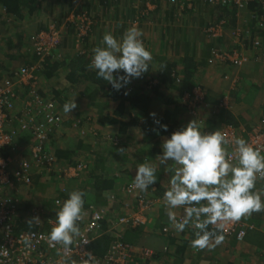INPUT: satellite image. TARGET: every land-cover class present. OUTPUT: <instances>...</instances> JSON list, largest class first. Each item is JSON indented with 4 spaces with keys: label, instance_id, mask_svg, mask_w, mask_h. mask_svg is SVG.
<instances>
[{
    "label": "crops",
    "instance_id": "0c3cea01",
    "mask_svg": "<svg viewBox=\"0 0 264 264\" xmlns=\"http://www.w3.org/2000/svg\"><path fill=\"white\" fill-rule=\"evenodd\" d=\"M246 8L211 5L205 0H35L32 15H25L21 23L29 35L48 27L60 31V47L54 51L61 56L55 64L60 66L47 64L51 70L46 68L39 75L38 89L46 98L55 99L62 124L46 144L47 154L55 160L54 170L36 174L38 185L27 189L15 184L8 189L13 193L5 190L3 194H13L18 202L29 201L21 213L37 232L49 235L56 226L49 210L54 208V199L65 201L74 190L84 193L83 210L87 205L104 212L106 229L110 221L139 210L124 188L133 183L135 167L146 163L155 167L157 176V183L142 194L145 202H151L143 212L146 224L136 231L119 230L123 242L153 252L151 259L140 264H264V211L244 218L243 240L226 236L211 250L191 246L195 238L191 226L177 233L168 221L164 201L173 175L168 169L176 166L172 162L160 165L158 158L164 140L193 119L202 124V132L231 127L244 140L260 127L264 120V28L258 30L256 25L264 23V2ZM133 26L142 31L141 39L153 61L148 72L121 89L123 98L108 93L111 85L103 80L100 84L72 83L57 91L62 72L89 67L92 49L100 46L105 33L119 39ZM213 52L223 57L213 58ZM240 57L245 58L242 64L232 62ZM195 96L202 98L201 103ZM73 97L77 107L66 114L63 105ZM153 112L156 119L168 117L172 131L156 130L150 117ZM25 145L15 147L20 151L18 159L28 156ZM76 165L81 166L79 170ZM66 166L75 171L64 176ZM260 182L253 190L264 193V182ZM38 209L42 213L46 209L49 217L35 216L33 210ZM173 211L182 217L183 208ZM88 218L84 213V219ZM163 228L168 231L164 233ZM104 236L108 238L101 240L104 252L93 255L102 257L115 239L109 232L95 242Z\"/></svg>",
    "mask_w": 264,
    "mask_h": 264
},
{
    "label": "clouds",
    "instance_id": "9594fccd",
    "mask_svg": "<svg viewBox=\"0 0 264 264\" xmlns=\"http://www.w3.org/2000/svg\"><path fill=\"white\" fill-rule=\"evenodd\" d=\"M142 35L136 26L128 28L119 39L105 33L100 46L92 49L89 68L95 70L96 76L108 82L115 91L126 88L131 80L148 72L153 61L152 53L141 39ZM76 107L73 97L63 105V111L69 114ZM150 117L161 130H168L167 125L156 119V113H150ZM201 128L202 124L193 119L171 133L164 140L162 154L158 158L160 165L167 166L172 162L176 166L168 169L173 175L164 192L168 221L177 233L191 226L196 230L191 246L197 250H211L223 242L224 236L219 233L224 224L264 211V200L261 199L264 193L253 191L257 179H264V155L259 148L238 137L233 139L235 149L229 155L230 142L224 134L220 131L205 133ZM156 183L154 166L141 163L135 167V189L143 193ZM83 197L82 191L70 192L55 213L56 226L51 229L48 239L53 244H60L66 252L74 239L80 236L78 221L82 216ZM177 208H183L180 219L173 211ZM240 223H244L242 219ZM209 225H215V230H208ZM95 240L88 246L90 252ZM89 262L95 264L91 254L85 264Z\"/></svg>",
    "mask_w": 264,
    "mask_h": 264
},
{
    "label": "built area",
    "instance_id": "2783aa9c",
    "mask_svg": "<svg viewBox=\"0 0 264 264\" xmlns=\"http://www.w3.org/2000/svg\"><path fill=\"white\" fill-rule=\"evenodd\" d=\"M205 1L211 5L234 4L236 8L243 9L249 2V0ZM260 2L262 3L264 0H260ZM256 26L262 28L263 22H257ZM52 29L55 28L50 27L45 31H38L30 35V46L39 57L40 64L46 58L57 56L54 51L60 34L57 35L54 30L51 31ZM212 57L221 58L223 54L213 52ZM244 61L243 57L232 59L236 65H240ZM33 72L34 69H21L0 81V149L9 146L14 139V133L10 128L12 122L16 121L20 131L27 130L31 133L33 142L31 141L28 147L31 151V158L34 159L33 164L42 167V165H51L55 162L49 154L42 153V148L47 141L48 133L56 130L62 124V120L55 108V103L42 97L37 84L33 82ZM24 89L27 90L26 94H23ZM195 100L201 103L202 98L195 96ZM14 106L19 109L16 110ZM16 116L21 118H15ZM259 126L251 131L245 141L254 148H259L261 154L264 155V130L262 129L264 120L260 122ZM220 132L230 142L228 152L231 155L235 149L232 141L236 137L240 138V132L231 127L222 128ZM12 162L15 163L14 159H4L0 156V264H85L89 254L94 258L95 264H140L153 257V252L150 249L135 247L123 242V234L119 231L120 229L134 231L141 229L146 224L143 212L151 202L147 203L143 200L144 192L141 193L135 189L133 183L128 184L124 191L134 197L138 203L137 206H140L139 210L121 215L116 221H110L109 228L106 229V226H103L104 212L89 206L88 212L84 211L81 220L78 221L82 225L80 236L76 237L67 252L60 244H53L48 239L49 235L42 232L16 233L5 223H8L14 216L15 204L18 201L12 195L3 198L2 190L3 187L13 189L12 186L15 184L29 186L31 179L30 166L27 162L17 161V168L11 167ZM233 162L235 163L234 160ZM79 169L77 168V170ZM72 170L75 171L72 168H64V176L68 174L66 172H72ZM257 180L264 182V179L258 178ZM84 213L89 216L87 220L84 219ZM240 220L224 224L222 235L234 237L237 241L243 240L246 226L241 225ZM211 226L216 228L215 225ZM167 231V228L163 229L164 233ZM109 232L113 233L115 239L110 243L106 254L102 257L93 255L88 247L90 243Z\"/></svg>",
    "mask_w": 264,
    "mask_h": 264
},
{
    "label": "trees",
    "instance_id": "16d2710c",
    "mask_svg": "<svg viewBox=\"0 0 264 264\" xmlns=\"http://www.w3.org/2000/svg\"><path fill=\"white\" fill-rule=\"evenodd\" d=\"M260 0H249L248 4H247V8L246 9H250V6H252L253 4H256L257 2H259ZM35 3V0H0V56H2V60L0 59V81H2L4 78L10 77L13 73L21 70V69H34L33 72V82L35 84H37L38 87V82H39V75L44 74L46 68L49 70L51 66L49 65H55L57 64L56 62H58L61 59V56L59 53H54L57 56H53V58H46L44 59L41 64L39 63V57L34 53L33 49L30 46V35L28 33V31L26 30L25 26L21 23V21L24 19L25 15H32V9H33V5ZM233 3V2H232ZM227 4H224V6H226ZM235 7L234 4H231ZM229 6V5H228ZM223 8V6H221ZM49 28V27H48ZM264 28V23H263V27L259 28L257 26L258 30H261ZM46 29H40V31H45ZM38 32V31H37ZM60 39V36H59ZM60 47V42H58L56 49L59 50ZM59 54V55H58ZM51 62L48 66L47 64ZM75 62V59L72 60V63ZM91 62V61H90ZM89 62V64H90ZM55 66H60V65H55ZM39 67L42 68L41 69V73H39ZM64 70V69H63ZM66 71V69L64 70ZM69 74V76H68ZM58 75V74H57ZM62 84L59 86L58 88V92H60L61 90L65 89L67 85H71L72 83H79L82 82L83 84L85 82H95L100 84L101 83V79H99L96 76L95 70L90 69L89 67H84V69H81L80 71H73L72 73H64L62 72ZM164 80H171L168 77H164ZM101 86V85H100ZM103 87V86H101ZM27 90L24 89L23 90V94H26ZM111 93V95L117 97L116 93L121 97L123 96V92L120 91H115L114 89H112V87L109 88V92ZM42 97L46 100H50L52 102L55 103V108L57 106V103L55 101V99L52 98H46L43 94ZM123 98V97H122ZM15 108H17L16 110H18L19 108L17 106H14ZM15 118H21L19 116H16ZM37 120H40L37 118ZM160 121L161 124L167 125V129L172 131V127L168 125V117H163L162 119H158ZM161 130L159 128L158 125H156V130ZM176 129V128H175ZM11 131H13L14 135V139L11 141L10 145L4 148L0 149V156L4 159L7 158H12L14 159L15 163L12 162V166L11 167H16L17 168V161L21 160L24 162H27L30 166V179H31V184L29 186H25V188H29L35 185H38L39 182L35 181V176H37L36 174L42 173L43 170H47L49 173H51L54 170V162L51 165H42V167H40L37 164H33L34 163V159H32L31 157V151L29 150L28 153V147L30 146L31 141L33 142V137L31 138V133L27 130H23L20 131L18 129V124L16 121L12 122ZM167 131H164L163 133H169ZM174 130V129H173ZM166 133V134H167ZM18 134V135H17ZM24 134H28L29 136H23ZM49 135L47 136V141L48 138H50L51 133H48ZM165 134V135H166ZM23 136L20 137L19 136ZM27 137V138H24ZM47 141H45V143L43 144V148H42V153L45 155L47 154V150H46V144ZM20 143H26V155L28 154L27 157H23L18 159L17 154H20V151L17 149L15 150V147L20 144ZM81 166H75L74 168H80ZM68 168H73L72 166H66L65 169ZM41 170V172H37V170ZM35 172H34V171ZM62 180L65 181V179L63 178ZM21 185V184H19ZM13 187V186H12ZM14 188V187H13ZM9 187L4 188L2 190V197H8L9 195L13 194H3V191L7 190V192L9 193H13L12 191L10 192ZM65 191V190H64ZM254 191V190H253ZM24 194H27V192L23 193L22 196H24ZM29 201H22V202H17L15 204V214L14 216H12L11 220L7 223H5V225H8L9 227L13 228V230L16 233H21V232H37V227L29 222L23 215L26 208H28L30 205L27 204ZM64 202V198H55L54 199V208L49 209L50 213L52 214V216H54V218L56 219V215L55 213H57L59 211V209L62 207V204ZM89 206H85V209H88ZM36 209V208H35ZM84 209V210H85ZM48 210V212H49ZM51 210H54V213H52ZM84 210L82 209V215ZM47 210L44 209L43 213L40 212V209L38 210H33V214L35 216L37 215H43ZM39 212V213H37ZM47 213V212H46ZM50 214V215H51ZM47 214H44L45 217H49L46 216ZM82 217V216H81ZM105 217V215H104ZM45 220V218H44ZM48 220V219H47ZM244 220V218L242 219V221ZM106 220L103 221V226L105 225ZM78 226L80 229V232L82 230V225L80 222H78ZM212 228L211 230H213L214 228L209 225V229ZM164 229V228H163ZM162 229V231H163ZM138 230V229H137ZM246 230V229H245ZM136 231V230H135ZM194 231H196L194 229ZM220 234H222L220 232ZM224 236V235H223ZM226 237V236H224ZM104 239V240H103ZM107 236H104L103 238H101L100 240L94 242L91 246V251L92 253H96L101 255L104 250L103 248L105 247L102 241L106 242L107 241ZM102 240V241H101ZM98 257V256H97Z\"/></svg>",
    "mask_w": 264,
    "mask_h": 264
},
{
    "label": "rangeland",
    "instance_id": "374dc122",
    "mask_svg": "<svg viewBox=\"0 0 264 264\" xmlns=\"http://www.w3.org/2000/svg\"><path fill=\"white\" fill-rule=\"evenodd\" d=\"M237 9H239V10H244L243 8H237ZM53 30L57 33V35L60 34V31H59V30L56 29V30H57V31H56L55 29H52L51 31H53ZM55 35H56V34H55ZM56 37H57V36H56ZM54 53H55V52H54ZM256 183L259 184V183H261V182H260V180H257ZM255 188H258V185H257V184H255ZM98 210H99V209H98ZM101 211H102V210H101ZM178 219H180V218L178 217ZM107 250H108V249H107ZM105 254H106V253H105Z\"/></svg>",
    "mask_w": 264,
    "mask_h": 264
}]
</instances>
